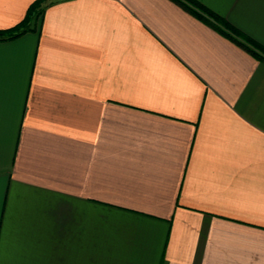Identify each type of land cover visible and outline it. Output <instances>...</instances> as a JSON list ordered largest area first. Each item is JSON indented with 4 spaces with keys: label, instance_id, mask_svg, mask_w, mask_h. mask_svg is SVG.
<instances>
[{
    "label": "crops",
    "instance_id": "crops-1",
    "mask_svg": "<svg viewBox=\"0 0 264 264\" xmlns=\"http://www.w3.org/2000/svg\"><path fill=\"white\" fill-rule=\"evenodd\" d=\"M36 1L0 0V264H264V57L175 0ZM198 1L264 48V0Z\"/></svg>",
    "mask_w": 264,
    "mask_h": 264
},
{
    "label": "trees",
    "instance_id": "trees-1",
    "mask_svg": "<svg viewBox=\"0 0 264 264\" xmlns=\"http://www.w3.org/2000/svg\"><path fill=\"white\" fill-rule=\"evenodd\" d=\"M42 1L43 0H38L35 3H33L30 10V14H34L36 12L37 8L41 6ZM175 1L178 2L180 5H182L184 8H186L188 11L196 15L198 18L202 19L203 21H205L215 29L219 30L221 33L229 36L234 41L245 47L257 58L261 59L264 57V48L259 43H257L251 37L247 36L242 31L234 27L225 18H223L216 12L206 7L200 1L198 0H175ZM41 13L42 10L38 11L39 15ZM25 30L26 29L20 30L19 33L17 34L14 33V35H10L9 38L17 37L20 34H22ZM4 35L5 33L0 34V39L8 38V37H3Z\"/></svg>",
    "mask_w": 264,
    "mask_h": 264
}]
</instances>
